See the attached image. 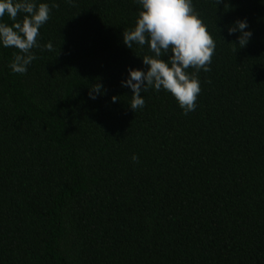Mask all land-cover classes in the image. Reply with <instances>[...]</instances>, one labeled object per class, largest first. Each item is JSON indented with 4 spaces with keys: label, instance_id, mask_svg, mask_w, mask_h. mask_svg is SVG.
Segmentation results:
<instances>
[{
    "label": "trees",
    "instance_id": "1",
    "mask_svg": "<svg viewBox=\"0 0 264 264\" xmlns=\"http://www.w3.org/2000/svg\"><path fill=\"white\" fill-rule=\"evenodd\" d=\"M40 2L54 50L18 74L0 47V264H264V0H193L216 50L187 115L121 87L136 0Z\"/></svg>",
    "mask_w": 264,
    "mask_h": 264
},
{
    "label": "clouds",
    "instance_id": "2",
    "mask_svg": "<svg viewBox=\"0 0 264 264\" xmlns=\"http://www.w3.org/2000/svg\"><path fill=\"white\" fill-rule=\"evenodd\" d=\"M220 2L216 0V4ZM136 3L139 11L135 26L123 32V43L130 49L134 44L140 48L147 45L152 55L142 58L145 68H128L127 76L121 81V87L131 90V109H142L145 106L142 93L154 89L170 93L184 115L194 112L201 92L198 73L211 71L216 50L213 36L194 8L193 0H136ZM55 7L40 0H0V47L18 50L9 64L14 73L27 72L37 59L33 49L54 50L52 42L42 46L39 38L40 29ZM5 15L11 24L3 22ZM21 15L22 19L18 20ZM246 29H249L247 20H237L228 27L229 35L239 32L240 47L246 46L253 35ZM189 68L195 71L189 72ZM101 88L102 85H96L89 98L96 99ZM131 159L139 160L135 154Z\"/></svg>",
    "mask_w": 264,
    "mask_h": 264
}]
</instances>
